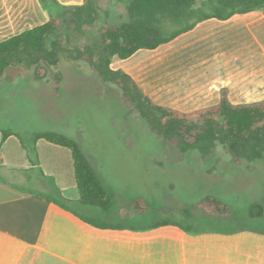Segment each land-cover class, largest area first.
<instances>
[{
    "label": "crops",
    "instance_id": "obj_1",
    "mask_svg": "<svg viewBox=\"0 0 264 264\" xmlns=\"http://www.w3.org/2000/svg\"><path fill=\"white\" fill-rule=\"evenodd\" d=\"M48 18L39 0H0V41ZM111 67L130 74L156 104L183 112L217 103L223 88L234 104L263 100L264 8L203 20L154 49L113 57ZM2 129L0 264H264L262 228L189 232L175 224L133 229L84 221L73 211H98L78 201L70 149L38 139L35 164Z\"/></svg>",
    "mask_w": 264,
    "mask_h": 264
},
{
    "label": "trees",
    "instance_id": "obj_2",
    "mask_svg": "<svg viewBox=\"0 0 264 264\" xmlns=\"http://www.w3.org/2000/svg\"><path fill=\"white\" fill-rule=\"evenodd\" d=\"M39 1L48 13V20L0 41V80L9 67L25 62L34 66V77L49 83L53 94L59 97L63 72L58 63L60 53L67 51L73 58L85 60L102 83L116 85L124 106L133 107L156 137L172 140L181 155L194 150L205 157L221 145L230 149L235 164L264 157V99L234 104L228 98L227 88H223L217 103L183 112L156 104L130 74L111 67L113 57L125 59L138 49H154L206 19L224 20L237 13L262 9L264 0H107L110 8H103L100 0H83L73 4H62L58 0ZM115 5L124 8V12L117 16L119 20L112 17L111 10ZM66 17L72 21L74 32L84 36L96 32V37L92 40L88 38L81 46L70 47L73 32L59 31ZM1 131L3 139L10 134L16 135L35 164L38 163L35 148L38 139L70 149L78 201L99 211L94 215L73 212L92 225L147 229L175 224L189 232L210 229L168 217L155 218L146 224L108 221L106 218L118 197L117 192L103 181L95 162L78 140L59 131L43 130L32 132L30 142H25L21 134L11 128ZM252 168L248 165V169ZM56 202L66 207L62 201ZM177 208L187 220L208 217L226 220L233 217L231 206L214 194L203 196L191 206L180 205ZM148 211L147 200L136 196L121 206L117 215L131 217L133 213L142 215ZM263 213L264 206L260 201L249 205L248 215L251 218ZM241 229L259 230L245 224L226 230Z\"/></svg>",
    "mask_w": 264,
    "mask_h": 264
},
{
    "label": "rangeland",
    "instance_id": "obj_3",
    "mask_svg": "<svg viewBox=\"0 0 264 264\" xmlns=\"http://www.w3.org/2000/svg\"><path fill=\"white\" fill-rule=\"evenodd\" d=\"M100 3L103 8L110 4L107 0ZM111 11L113 19L119 20L124 8L115 5ZM72 25L66 17L59 28L73 32L70 47L96 37V32L79 35ZM58 68L63 80L61 95L56 97L49 83L34 77L33 65L22 62L9 67L0 80V126L20 133L25 142H30L32 132L43 130L78 140L103 181L117 192L108 221L146 224L168 217L202 228L245 224L264 229V213L254 218L248 215L252 202L264 206V157L235 164L230 149L221 145L205 157L194 150L181 155L172 140L152 134L135 109L124 106L118 87L102 83L85 60L63 51ZM207 194L228 203L233 217L187 220L177 208L191 206ZM136 196L147 200L149 211L118 216L119 208Z\"/></svg>",
    "mask_w": 264,
    "mask_h": 264
}]
</instances>
